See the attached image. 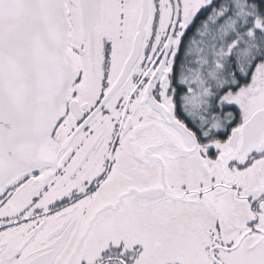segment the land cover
<instances>
[{
    "label": "snow or ice",
    "instance_id": "obj_1",
    "mask_svg": "<svg viewBox=\"0 0 264 264\" xmlns=\"http://www.w3.org/2000/svg\"><path fill=\"white\" fill-rule=\"evenodd\" d=\"M0 264H264V0H0Z\"/></svg>",
    "mask_w": 264,
    "mask_h": 264
}]
</instances>
